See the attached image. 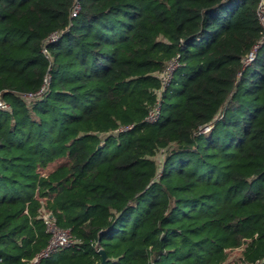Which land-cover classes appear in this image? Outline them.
Masks as SVG:
<instances>
[{"label":"trees","instance_id":"1","mask_svg":"<svg viewBox=\"0 0 264 264\" xmlns=\"http://www.w3.org/2000/svg\"><path fill=\"white\" fill-rule=\"evenodd\" d=\"M258 3L0 0V264H264Z\"/></svg>","mask_w":264,"mask_h":264},{"label":"built area","instance_id":"2","mask_svg":"<svg viewBox=\"0 0 264 264\" xmlns=\"http://www.w3.org/2000/svg\"><path fill=\"white\" fill-rule=\"evenodd\" d=\"M79 12V5H76L72 11V15L76 16ZM257 17L259 20V23L261 24L263 28V35L257 43L249 56L245 59V66H248L257 55L258 51L263 48L264 46V0H259L258 7H257ZM55 35L51 36V39L54 38ZM44 51H46V48H44ZM177 63L176 61H172L167 69L165 70L163 74V80L164 83L168 82L170 80V77L172 76V73L174 69L176 68ZM42 91V90H41ZM41 91L39 93H41ZM29 97H32V94L29 95ZM9 105L5 103V101L0 100V108H8ZM159 116V108H155L150 112V115L148 117L149 121H155L158 119ZM209 127L205 128V130H208ZM47 230L50 234L49 241L45 248H43L33 259L31 264H35L39 260H41L44 257L49 256L51 253L56 252L60 249H65L73 246L78 242V239H76L71 231L69 229L63 228L58 226L51 218H47Z\"/></svg>","mask_w":264,"mask_h":264},{"label":"water","instance_id":"3","mask_svg":"<svg viewBox=\"0 0 264 264\" xmlns=\"http://www.w3.org/2000/svg\"><path fill=\"white\" fill-rule=\"evenodd\" d=\"M205 128H207V126H205ZM99 251H100V253L102 254V258H103V260H102V264H104L105 261H106V253H105L104 250H102V249H100Z\"/></svg>","mask_w":264,"mask_h":264},{"label":"rangeland","instance_id":"4","mask_svg":"<svg viewBox=\"0 0 264 264\" xmlns=\"http://www.w3.org/2000/svg\"><path fill=\"white\" fill-rule=\"evenodd\" d=\"M161 156H162V154H159L158 156H157V158H158V161L161 163ZM45 215H46V213H45ZM47 218H50V217H48V215H46V219Z\"/></svg>","mask_w":264,"mask_h":264}]
</instances>
